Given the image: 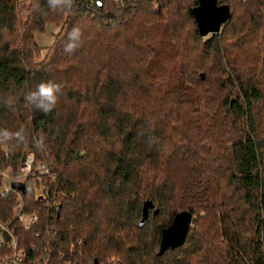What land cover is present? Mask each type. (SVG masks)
Returning <instances> with one entry per match:
<instances>
[{"label":"trees","instance_id":"obj_1","mask_svg":"<svg viewBox=\"0 0 264 264\" xmlns=\"http://www.w3.org/2000/svg\"><path fill=\"white\" fill-rule=\"evenodd\" d=\"M217 2L231 14L202 38L196 0H74L65 11L0 0V128L29 136L0 145V171L14 177L27 154L48 169L0 193V222L23 252L11 264H264V0ZM47 22L59 28L38 59L33 33ZM73 27L82 43L68 54ZM46 81L62 89L43 114L24 97ZM19 202L36 214L27 228ZM180 209L192 214L183 242L156 254Z\"/></svg>","mask_w":264,"mask_h":264},{"label":"water","instance_id":"obj_2","mask_svg":"<svg viewBox=\"0 0 264 264\" xmlns=\"http://www.w3.org/2000/svg\"><path fill=\"white\" fill-rule=\"evenodd\" d=\"M100 4V0H94ZM190 13L195 23L199 36L211 35L221 29L222 23L231 14L229 5L224 2L218 3L217 0H196V4L190 8ZM12 189L24 190L22 181L11 180ZM143 202L141 218L138 224L144 221L146 211ZM192 214L187 209L175 211L169 222L160 228L156 254L160 255L165 249H172L180 245L191 225Z\"/></svg>","mask_w":264,"mask_h":264},{"label":"clouds","instance_id":"obj_3","mask_svg":"<svg viewBox=\"0 0 264 264\" xmlns=\"http://www.w3.org/2000/svg\"><path fill=\"white\" fill-rule=\"evenodd\" d=\"M48 7L53 11H65L71 10L74 5V0H47ZM36 10H39L40 5L37 2L34 5ZM82 30L79 27H73L67 34V42L64 45V52L72 54L76 49L81 46L82 43ZM62 86L59 83L53 81L41 82L37 85L35 90L29 91L25 95V100L33 108L39 110L43 114L50 113L56 106L58 100V94L61 92ZM2 103L4 106L13 108L14 100L12 97L5 98ZM29 139L23 127L12 131L7 128H0V145L10 148L12 142L16 145L27 142ZM46 137L40 135L33 138L34 143L40 147H44V141Z\"/></svg>","mask_w":264,"mask_h":264},{"label":"built area","instance_id":"obj_4","mask_svg":"<svg viewBox=\"0 0 264 264\" xmlns=\"http://www.w3.org/2000/svg\"><path fill=\"white\" fill-rule=\"evenodd\" d=\"M131 1V0H128ZM115 3H117L118 5H121L122 0H114ZM48 169L45 165H43L42 163H37L36 165L32 166V157L30 155H26L17 165V174L14 177H7L5 176L2 180V184L0 186V193L1 194H6L9 190H12V188L10 187V181L11 180H19L22 181L25 177L27 176H33L36 172H42L45 173L47 172ZM40 191L43 193H41L40 198L42 199V201H47L46 200V196L44 195V190L43 188H39ZM54 211L50 210L49 211V215L54 216ZM14 217H16V219L18 221L21 222V224L27 228L29 226V224L33 221L36 220V214L34 213H28L25 214L21 211V203H17V205L14 208ZM52 232L55 231L54 228L51 229ZM4 232V234H6L8 236L7 240H6V244L11 247V253L10 255L6 258L5 263L6 264H11L13 263L15 260H21V258L23 257V252H21L20 250H18L16 248V240L11 232V229L8 228V223H2L0 222V245L3 243V238L2 233ZM114 264L115 261H114Z\"/></svg>","mask_w":264,"mask_h":264},{"label":"rangeland","instance_id":"obj_5","mask_svg":"<svg viewBox=\"0 0 264 264\" xmlns=\"http://www.w3.org/2000/svg\"><path fill=\"white\" fill-rule=\"evenodd\" d=\"M194 25H195V23H194ZM58 28H59V23L55 24V23L47 22V23H45L42 31L33 33L34 41H35L36 45L39 47V49L37 50V58L38 59H41L44 56V54L46 53V47L52 42L53 35L58 30ZM221 28H222V25H221ZM220 31H221V29L216 33H219ZM208 35L209 34H207L206 36H203L202 38L208 37ZM232 96H233V93L230 94V97H232ZM3 150L4 151L6 150L5 146H3ZM27 155H30V154H27ZM0 174H1L2 180L5 176L10 177L9 175L5 174L4 171H0ZM155 221L158 222L157 219H155ZM147 223L149 225L151 224L149 221H147ZM156 248H157V246H156Z\"/></svg>","mask_w":264,"mask_h":264}]
</instances>
